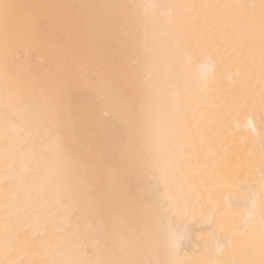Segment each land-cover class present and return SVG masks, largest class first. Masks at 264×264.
Wrapping results in <instances>:
<instances>
[{"label":"bare ground","instance_id":"obj_1","mask_svg":"<svg viewBox=\"0 0 264 264\" xmlns=\"http://www.w3.org/2000/svg\"><path fill=\"white\" fill-rule=\"evenodd\" d=\"M0 264H264V0H0Z\"/></svg>","mask_w":264,"mask_h":264}]
</instances>
